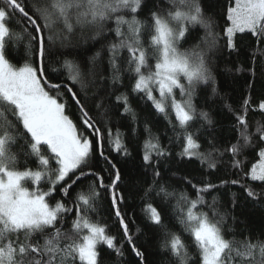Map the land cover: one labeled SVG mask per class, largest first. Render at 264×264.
Masks as SVG:
<instances>
[{
    "label": "snow or ice",
    "instance_id": "obj_1",
    "mask_svg": "<svg viewBox=\"0 0 264 264\" xmlns=\"http://www.w3.org/2000/svg\"><path fill=\"white\" fill-rule=\"evenodd\" d=\"M142 5L143 0H0V264H104L100 245L122 256L123 246L117 245L107 225L92 218L99 189L110 195L123 237L139 264H144V252L134 243L119 207L125 199L117 190L120 170L105 152L103 125L92 116L80 94L90 87L95 89V109H104L105 100L114 96L123 113L136 120L128 94H116L117 86L130 80L132 93L151 102L155 112L172 127L181 142L182 158L196 157L211 171L218 166L213 153H228L233 169L243 172L249 181L264 183V125L257 122L252 133L248 121L250 109L264 114V100L256 106H251L250 99L244 101L243 110L235 113L239 138L224 152L214 146L208 153L200 152L198 139L189 130L197 117L201 126L212 124L208 112H197L193 96L198 85L213 80L208 53L219 43L214 22L204 18L197 0H169L166 12L151 11L147 22L137 15ZM226 24L222 32L229 50L236 48L237 33L255 38L257 51L249 67L254 80L257 61L264 68V51L260 50L264 45V0H233L226 8ZM196 26L205 30L200 44L182 50L181 41ZM77 30L81 38L91 31L92 40L100 36L107 39L108 34L115 39L103 45L83 67L66 58L58 60L60 68L52 72L59 74L50 78L48 58L65 56L59 49L74 47L71 38ZM13 45H26L29 56L22 63L12 62ZM176 90L181 99L176 98ZM65 96L80 113L79 125L68 114ZM145 132L148 139L143 161L146 169H151L152 180L143 198L155 196L166 205L176 200L172 210L198 252L196 264H264V237L245 235L237 239L226 228L227 217L218 210L216 199L209 202L204 198V193L228 181L199 186L188 181L195 189V199L184 192L169 191L160 183L163 176L159 166V160L169 153L158 137L153 142L149 127ZM107 140L111 151L128 154L118 132L107 129ZM14 147L19 151H13ZM247 147H258V151L254 162L245 168L239 157ZM21 155L25 157L23 167L19 165ZM29 158L34 168L28 166ZM101 161L105 167L97 171ZM105 171L112 177L110 183L101 175ZM88 177L94 179L86 189L76 192L72 207L63 199H55L58 185L67 197L74 185ZM68 179L71 183L66 182ZM42 182L46 188L41 187ZM240 186L253 200L264 195L249 184ZM144 211L149 223L162 231L163 248L174 258L171 264H189L188 246L179 234L168 231L163 212L151 202Z\"/></svg>",
    "mask_w": 264,
    "mask_h": 264
},
{
    "label": "trees",
    "instance_id": "obj_2",
    "mask_svg": "<svg viewBox=\"0 0 264 264\" xmlns=\"http://www.w3.org/2000/svg\"><path fill=\"white\" fill-rule=\"evenodd\" d=\"M32 0H29L31 3ZM205 19L215 24L214 31L218 34L219 43L217 47L208 53L209 66L212 70L213 80L208 84H200L196 87L193 96V102L197 112H208L209 118L212 120L211 125L204 124L202 121H194L192 131L200 144L199 151L208 153L213 149L224 152L226 148L237 143L239 133L235 129V113L243 110L244 101L250 99L251 106H256L261 100H264V68L260 67L259 61L256 63V76L250 74L249 67L253 59V53L257 51L255 47V38L248 33H237L234 37L236 45L235 50H229L226 45V37L223 35L222 28L226 27V8L233 0H197ZM169 8V0H143V5L138 12V18L147 22L150 12L158 10L162 14ZM59 30V29H57ZM91 31L84 34L81 38L79 30L71 38L74 47L59 49V42L56 48L65 53V56H50L48 58V71L51 73L52 79L59 73H53L52 69L60 68V63L65 58L73 60L82 67L88 59L102 46L109 41L114 40L113 34H108L107 39L104 36L97 37L92 40ZM205 35V30L196 26L190 29L189 34L181 41L182 50L191 49L195 45L200 44V38ZM260 50L264 51V45L260 46ZM11 59L13 63L17 61L23 62L25 57L29 56L26 45L11 46ZM127 53L125 52L124 55ZM106 56V53L104 54ZM241 71H237V69ZM107 75V72H105ZM252 84V87L249 85ZM77 88L79 86L77 85ZM215 88V92H213ZM95 89L88 88L81 90L84 103L90 109L92 116L103 125L105 131V152L110 155L117 168L120 170L121 181L118 183L117 190L123 193L125 199L119 205L121 212L125 215L129 232L132 235L136 246L144 252V264H171L174 259L170 253L163 248L165 237L160 229L151 225L144 211L146 203L151 202L163 212L164 224L170 233H176L181 236L185 244L188 246L190 256L189 264H196L198 252L191 242V237L184 231L183 226L178 222L176 214L172 210V205L176 204V200L172 199L169 204H163L161 199L155 196L147 199L143 198V193L152 180V172L150 168L146 169L143 161L145 151V141L148 134L145 127L151 129V137L153 142L159 138L160 145L167 150L169 155L159 160V166L162 171L163 179L160 183L165 184L169 191L175 190L177 194L186 193L190 198H196L195 189L188 183L202 185L212 183L220 185L222 181H228L221 187L213 189L211 192L204 193V198L211 202L213 198L217 201L218 210L227 217L226 228H230L236 234L237 239H242L245 235H251L253 238L264 237V195L260 199L253 200L248 198L240 186L241 184H249L257 192L264 193V183L249 181L238 169L230 166V155L225 153L223 156L213 153L214 158L218 161L215 170H209L207 165H201L199 159L193 157L191 159L182 158L179 153L182 151L180 140L177 138L172 127L162 114L155 112L151 106V102L142 99L131 91V81L124 80L122 86H117L116 94L127 93L129 102L135 112L136 120L132 119L130 114L123 113V107L115 101L112 96L105 100V108L97 110L93 107V96ZM176 98L181 99L180 93L176 91ZM68 102V114L79 125L77 119L80 115L75 108L73 102L65 96ZM229 108L231 110H229ZM248 121L250 131L255 132L257 122L264 125V114L259 111L248 112ZM112 129L113 133H119L121 141L127 147L128 154L122 152L117 153L111 151L107 140V129ZM211 141V144L209 143ZM255 137L253 144L256 145ZM13 151L18 152V147H14ZM258 151V147H247L242 151L241 160L245 162V168L250 167V163L254 162V154ZM156 157H153L155 164ZM25 157H19V165L24 166ZM28 166L35 167L31 158L28 159ZM105 167L103 161L97 166ZM105 183H110L111 176L109 172H101ZM94 178L78 182L69 190V195L64 197L59 191L55 193V199L61 200L72 207V199L76 192L81 188H87V185ZM232 180L240 181V184L233 185ZM71 183V179L66 181ZM41 187L46 188V184L42 182ZM100 197L97 200L96 212L92 218L102 224L107 225L109 234L116 237L117 245H122L123 255H115L112 250L107 249L105 245L98 246L104 264H139V258L131 251L129 245L123 237L121 228L116 220L114 210L111 206L110 195L104 189H99ZM71 214H69V219ZM231 238V234L229 236Z\"/></svg>",
    "mask_w": 264,
    "mask_h": 264
},
{
    "label": "rangeland",
    "instance_id": "obj_3",
    "mask_svg": "<svg viewBox=\"0 0 264 264\" xmlns=\"http://www.w3.org/2000/svg\"><path fill=\"white\" fill-rule=\"evenodd\" d=\"M175 27V25H173ZM177 92H179V90H176ZM158 95V94H157Z\"/></svg>",
    "mask_w": 264,
    "mask_h": 264
}]
</instances>
